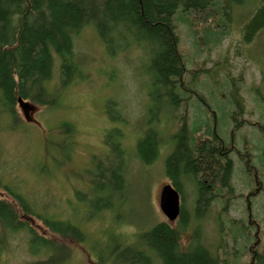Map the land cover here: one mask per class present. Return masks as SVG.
<instances>
[{"label": "trees", "instance_id": "1", "mask_svg": "<svg viewBox=\"0 0 264 264\" xmlns=\"http://www.w3.org/2000/svg\"><path fill=\"white\" fill-rule=\"evenodd\" d=\"M245 5H255L242 27L241 44L247 46L264 29V0H0V115L21 125L19 100L39 108L58 107L63 93L80 78L74 37L84 28L94 31L112 58L129 50L146 57L148 53V114L154 112L143 135L129 151L123 130L128 119L117 103H108L107 117L121 128L106 132L101 143L102 154L93 156L89 168L83 175H77L90 186L85 194H74L77 203L92 206H88L89 213L78 224L70 218L39 211L15 186L0 181V193L4 197H0V254L9 249L10 236L23 233L28 255L39 258L32 264H65L70 251L63 242L73 241L81 246L92 243L84 232L85 223L97 222L104 213H110L116 221H124L122 207L130 192V166L137 161L149 167L156 161L164 141L158 126L164 116L174 115L177 128L169 137L172 148L164 169L165 177L180 196L177 226L156 223L142 234L138 235V230L133 240L127 242L114 237L115 245L107 253L108 258H114L111 264H264L260 225L251 210V200L264 194V184L247 150V154L240 153L234 144L236 134L245 126L256 127L264 136V123L244 118L242 100L236 92V108L229 113L228 138L215 131L211 135L203 133L199 121L194 126L190 124L186 108L191 94L186 77L202 70H188L187 61L179 51L177 32L179 19L194 35L196 44L205 47L211 42L219 44L228 35L233 9ZM200 34L208 42L201 41ZM57 63L58 79L52 85ZM113 106L117 109L114 116L110 110ZM74 128L63 124L57 130L67 139L58 146L63 151L66 142L69 151L73 149ZM233 154L244 160L254 187L245 197L247 224L231 222L234 243L242 242L240 251L233 246L234 262L230 263L225 255L221 257L203 244L199 228L193 232L186 249L180 246V233L190 222L186 181L195 189L194 221L199 223L215 202L223 204L222 212L227 210L234 199ZM68 205L71 206L70 202ZM71 213L72 219L78 217L74 207ZM32 219L41 222L50 236L38 234L30 225ZM88 246L100 250L98 241ZM106 262L98 261V264Z\"/></svg>", "mask_w": 264, "mask_h": 264}, {"label": "rangeland", "instance_id": "2", "mask_svg": "<svg viewBox=\"0 0 264 264\" xmlns=\"http://www.w3.org/2000/svg\"><path fill=\"white\" fill-rule=\"evenodd\" d=\"M254 8L255 5H245L233 9L228 35L219 44L211 42L208 47L196 44L194 35L177 18L179 51L187 61V68L202 70L194 77H186L191 94L186 112L190 124L194 126L199 121L201 131L208 135L215 131L223 138L229 137V113L236 108L238 96L242 100L244 118L254 123H264V29L249 45L241 44L242 27ZM200 38L208 42L203 34H200ZM74 50L80 78L63 93L58 107L39 108L26 103L24 110L18 106L21 125H15L12 119L1 113L0 181L15 186L39 211L44 210L49 216L70 218L78 224L79 219L89 213L88 206H92L86 202L77 203L74 194L83 195L90 188L77 175H83L89 168L93 156L102 154L101 143L106 132L115 127L121 128L107 117L108 103H117L128 119L123 130L126 132L125 145L129 151L133 150L136 140L143 135L147 120L154 117V112L148 114V53L146 57L141 52L129 50L112 58L91 28H84L74 37ZM57 67L58 63L53 71L52 85L58 79ZM110 110L112 116L117 112L114 106ZM63 124L75 127V143L70 151L68 142L64 145V151L58 147L67 140L57 133ZM158 127L163 132L164 141L156 161L149 167L141 166L137 161H133L130 166V192L122 207L124 221H116L110 213H104L97 222L85 223L84 232L92 239V243L98 241L100 250L88 246L91 242L82 246L73 241L63 242L70 251L65 264H98V261L111 264L114 258H108L107 253L115 245L114 237L124 242L131 241L138 230L139 235L161 222L176 228L177 221L168 222L162 214L159 197L161 189L170 184L165 177L164 162L171 152L169 137L177 128V120L174 115L164 116ZM234 144L240 153H246L247 150L251 164L257 167L258 177L264 184L262 133L254 126H245L236 134ZM232 161L234 199L225 212L221 211L223 204L215 202L199 223L194 221L195 189L190 181L184 182L190 222L180 233V246L186 249L193 232L199 228L203 244L211 252L221 257L225 255L230 263L234 262L233 248L240 251L242 242L239 240L234 243L231 222L244 221L247 224L245 197L254 187L252 174L244 160L233 154ZM73 207L78 211L76 219L71 218ZM251 210L259 222L264 247L263 193L251 200ZM29 222L38 234L50 236L41 222L35 219ZM25 235L20 233L10 236L9 249L0 254V264H32L39 260L28 255L24 245Z\"/></svg>", "mask_w": 264, "mask_h": 264}, {"label": "water", "instance_id": "3", "mask_svg": "<svg viewBox=\"0 0 264 264\" xmlns=\"http://www.w3.org/2000/svg\"><path fill=\"white\" fill-rule=\"evenodd\" d=\"M19 106L26 110V103L18 101ZM180 196L171 184L165 185L160 192L159 208L168 222H174L178 219L180 212Z\"/></svg>", "mask_w": 264, "mask_h": 264}, {"label": "flooded vegetation", "instance_id": "4", "mask_svg": "<svg viewBox=\"0 0 264 264\" xmlns=\"http://www.w3.org/2000/svg\"><path fill=\"white\" fill-rule=\"evenodd\" d=\"M0 197H1V198H4L3 195H2L1 193H0ZM24 198H25L26 200L29 201V198H26V197H24Z\"/></svg>", "mask_w": 264, "mask_h": 264}]
</instances>
